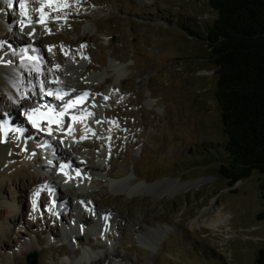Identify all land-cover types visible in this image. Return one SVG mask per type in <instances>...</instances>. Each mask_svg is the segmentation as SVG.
Returning <instances> with one entry per match:
<instances>
[{
	"label": "rangeland",
	"instance_id": "1",
	"mask_svg": "<svg viewBox=\"0 0 264 264\" xmlns=\"http://www.w3.org/2000/svg\"><path fill=\"white\" fill-rule=\"evenodd\" d=\"M49 1L24 0V12L33 22L30 25L18 20L19 9L11 10V5L0 2V21L5 29L0 33V54L6 59L0 65L5 62L12 68L26 67L22 57L30 54L47 61L52 85L65 89L73 85L76 93L91 97L89 78L99 77L97 83L107 96L95 108L113 112L111 121H118L121 128L118 134L110 131L109 146L101 140L89 142L100 146L87 150V154L108 153L101 162L92 164L95 158L81 154L86 161L91 158L89 165L98 170L91 183L80 188L70 180L67 185L74 193L71 190L69 200L64 188L67 185L58 183L54 200L59 195L60 201L67 199L69 203L61 216L51 208L54 191L47 185L40 184L31 193L22 191L15 178L4 183L2 205L15 209V215L0 216V230L6 227L3 236L0 231V264H26L33 253L38 254V264H87L83 258L87 253L92 260L102 259L97 264H256L264 248V175L254 172L230 188L219 176V164L211 163L219 150V159L226 158L222 151L226 136L216 101L217 79L206 42L189 34H204L216 20L207 0H68L65 7L58 0H54L57 6L47 4ZM64 9L71 14L70 19L62 17ZM44 14L47 20L42 19ZM17 35L26 50L13 47ZM32 36L46 38V43L25 48ZM70 60L80 66L87 64L88 71L65 80ZM109 79L112 84L102 87ZM18 83L22 98L35 91L25 81ZM22 105L20 100L13 113L15 125L32 131L33 126L20 123L26 122ZM57 105L62 106V101ZM8 107L5 102L6 111L12 112ZM0 115L1 120L6 119L4 112ZM68 141L58 140L67 158ZM13 143L8 157L14 159L5 166L8 174L25 164L38 165L36 153L23 155ZM31 145L39 150L42 160L48 162L51 157L52 165L62 169L48 145L46 152L38 141ZM123 181L129 190L142 184L159 185L157 193L164 195L141 192L132 197L129 191L117 193L112 184ZM83 191L93 192L100 212L111 210L102 238L99 228H93L97 220L89 211L83 223L90 224L82 229L81 237L75 238L78 235L72 228L80 217L75 208L82 203L78 194ZM20 195L23 207H12L10 199ZM36 196L37 204L33 202ZM214 203L229 215V237L205 228L191 229L193 220ZM31 247L36 251L30 253ZM115 251L121 261L108 256Z\"/></svg>",
	"mask_w": 264,
	"mask_h": 264
},
{
	"label": "bare ground",
	"instance_id": "2",
	"mask_svg": "<svg viewBox=\"0 0 264 264\" xmlns=\"http://www.w3.org/2000/svg\"><path fill=\"white\" fill-rule=\"evenodd\" d=\"M9 1H11V3H12V1L15 2V0H9ZM52 2H53V0H52ZM47 4L51 5L52 3L49 1V2H47ZM20 13L21 14H20L18 20L20 22H22V24H26V25L32 24L31 19L26 14H24L22 12H20ZM2 15H0V20L2 19L1 17H3ZM44 15H46V14H44ZM70 16H71V14L66 13L62 17L64 19H70ZM71 18H73V16ZM3 30H5V29H3L2 23L0 21V33H2ZM77 31H78V28H77ZM45 39L46 38H44L43 40H39L35 36H32L29 39H27L28 42H26L27 46L25 48L34 49L35 47L39 46L38 44H40L42 42L46 43V41L44 42ZM0 41L3 42V36H0ZM14 41L15 42H14L13 47L16 46L17 49H24L23 48L24 45H23V47H21V45H22L21 43H23V41L21 39H19L18 35L16 36V39ZM47 43H48V40H47ZM24 50H26V49H24ZM6 51H10V49H7ZM22 58H24L23 63L26 67L12 68L11 66H8L5 63L6 59L2 58V56L0 54V61L1 62L5 61L3 65H0V113L4 112L6 114L5 120H1V117H0V194L2 192L1 189L3 188L4 183L6 181H11L12 178H15L14 181L20 182L22 191L23 190L24 191H31V193L36 192L37 188L40 184L47 185L49 190L54 191V193H52L51 200H52V203L55 205V211L54 212L57 213V217H58V215L61 216L60 215L61 212H62L61 213L62 215L66 212L67 205L69 204V203H67L68 202L67 199L69 200L70 196L73 195L72 191H71L73 189L71 187H69V185L66 184L69 181V174L67 173L68 171L65 169L59 170L57 166L55 168L52 165L53 158L48 159L49 161L46 162V161L42 160L41 157H39V154L37 153L36 156H38L37 157L38 165L36 163H33V164L30 163V165L25 164L15 173L12 174L10 172L11 174H8L7 168L5 166L7 165L8 160L14 159L13 156L11 158L8 157V154H9L8 151H9L10 147H13V144H14L13 142L14 141L16 142L15 144L17 145L18 151L22 152L23 155H29L31 152L32 153L37 152V149L34 147V145H31L32 141H38L40 143V145H42V146L49 145V147L53 151V155L56 156L57 159H59L61 165L62 164H69L72 168H76L78 170H83V171H86L87 173H92L94 176L97 175L98 170L95 169L96 166L93 167V166L89 165V162L92 161L91 158H95V160L92 162V164H93L95 161L98 160L99 156H100V158L104 159V158H106V156L108 154L106 152H102V154H100L98 156H92L91 153L87 154V152H88L87 150L96 149L100 146V144H96V145L90 144L91 142L89 143V141H87L88 138L86 139L85 134L87 132L83 131V129H78L75 131L72 129L70 131L71 125L73 122L72 116H70V114L67 112H65V115L60 114V110H58L57 108L55 111H50V112L37 110L35 113L34 119L37 120L38 126H34L33 123L28 119V116L26 118V122L21 121L20 123L22 125H25L26 127L28 126L27 121L31 122L30 124L33 125L34 130H32L28 133L27 132L25 133L24 131L17 130V129L12 130V127L16 126L15 124H17V120H15L13 113L15 112L16 107L19 106L20 100H22V102H23L22 106H24V108H26V110L29 112L28 115L32 114L33 109H34V104L31 100H28L26 98H22L23 97V89H19V83L17 84V81H19V82L25 81V82L31 84V86H33L35 89V91H34L35 97H37L38 94H41V97L42 96L45 97L47 95H52L51 94L52 92L55 95V93L57 91H62V92H66L68 94H71L72 99L79 100V107L77 110H78V112L80 111L79 115H80L82 123H85V120L89 116H91V117L94 116L95 120L97 122L100 120L105 125L106 121H104V119H107L108 117H112V116H114V114H113V112H110V111L102 112L104 110H102L100 112L101 109L97 110L96 108H98V107L95 108L96 104H103L105 102V96H107L106 94L103 93V91H102L103 89L97 83V80L99 77L89 78V82L91 83V86L89 89L90 92L92 93V97H91L89 93H86L87 95H85V92L76 93L77 89H75L73 87V85H70L66 89L64 87H61V86L56 85V84L52 85L51 77H50V79L48 78V72L49 71L46 69L47 68L46 67L47 61L43 62L36 57L30 56V54H29V56H28V54L24 55V57H22ZM62 59L63 58L58 57V60L60 62H62ZM44 63H46V64H44ZM65 69H66V72H64V73H67L65 80H70V79H72L71 75H73L75 73L82 74V73L87 72L88 66L85 63L81 64V66H80L77 64V62H73L72 60H70V61H68V64L66 65ZM26 73H28V76L25 75ZM64 73L61 71L60 77H62V75H64ZM35 76H37V81H36ZM111 84H112V80L109 79V80H106L102 84V87H104L105 85H111ZM113 90H115V88H113ZM5 102L9 103L10 107H8V108H12L13 109V111L11 110L12 112L6 111ZM130 103H132V102H130ZM46 104L50 105L49 100H46ZM42 114H46L44 118H42L40 116ZM105 117H107V118H105ZM89 126H92V124H89ZM17 127H18V125H17ZM5 128L8 129V131H6V135H5V133H3L5 131ZM98 132H99V134L97 136L98 138H100L101 136L104 137V134L102 135V133L100 131H98ZM49 133H51V134H49ZM118 133L119 132H117L116 134H118ZM58 140H67V141L69 140L68 142L73 140V141H75V143L85 140L86 143L83 144V148L86 150V152H85L86 155L91 157V158H87V161H86L84 156H82L81 154L77 155V153L79 151L78 147L73 146L69 143L67 144L70 146L69 148H67V149H69V152H68L69 155L67 158L65 156V154H63V151L61 150V148L59 147L60 145L58 143ZM108 143L109 142H107V144ZM109 145H110V143L108 144V146ZM112 145H115V144H112ZM114 147H115V151H116V146H114ZM85 153H82V154L85 155ZM74 156H77V159L80 161H85L83 167L79 166V163L74 159ZM114 156H115V154H114ZM116 160H117V158H116ZM110 164L111 165L113 164L112 160L110 161ZM58 183H61V184L63 183L62 185H67V186H64L65 193L68 196L66 199V202L60 201L61 197H59V195L57 196L58 200L57 201L54 200L56 197L55 193H57V190L59 187ZM112 185H114L117 193H124V192L129 191L128 193L132 197L137 195V194L139 195V193H141V192H148L150 194L156 193V195H158V196H160L164 193V192L157 193L159 190V185L152 187V186L142 184V185H138L135 188H131L130 190L124 181L123 182H116ZM73 193H74V190H73ZM78 195H79L78 200L82 201L83 203L87 201V203L90 202L94 205V207L92 208V212L94 211V213H96L98 218H99V222L103 223V225L106 226L109 223V219L108 220H100V219L105 218L104 215H106V217L111 216L110 215L111 210H108L107 213L106 212H104V213L100 212L98 210L99 209L98 201L94 199L95 197H94L93 192L92 193H86L85 191H83L82 193H80ZM86 195H88V196H86ZM22 196L21 195L17 196V197L14 196L12 199H10V201L12 203V207H13V205H15V206L16 205H22V207H23L24 201H22V199H20V198H23ZM38 197H39V195H38ZM40 198H42V200H43V197L40 196ZM46 199L47 198H44V200H46ZM3 200H4V198L1 197V195H0V216L15 215V209H13V208L11 209L10 207H6L5 205H2ZM47 200L49 201L50 199H47ZM33 202L35 204H37V196L34 197ZM29 203L30 204H29L28 208L30 209L32 202L29 201ZM95 203H97L98 208H97V205H95ZM4 204H5V202H4ZM91 207L92 206H88V208H91ZM75 212L79 213L80 218H81V223H80V221H78V223L76 222V225L74 224L75 227L72 229L74 231H76L74 234H77L78 237H81L80 234L84 233L82 231V229L85 226L87 227L90 224V222L88 221L87 224L83 223V222H85L84 220L87 216L85 215V212H83V210L81 208H75ZM0 219H1V217H0ZM20 219H21V216L18 217V220H20ZM197 220H202V221H197ZM193 221L194 222H192V225H191L192 228L191 229L201 230V229L205 228V229H207L213 233H225L224 235H226V237H229V234L226 232H229L232 229L229 225V215L227 213H225L224 211H222L220 209V207L217 206V203H214L209 208H205L203 210L202 216H200L198 219H194ZM57 222H60V221H57ZM79 223L81 225L80 228L78 227ZM5 228L6 227H4V226L1 227L0 231H1L2 236L4 235ZM100 228H101V225H99V234L101 233ZM79 229H81V230H79ZM83 236H84V234H83ZM78 237L76 236L75 238H78ZM29 251H30V253L35 252L36 248L31 247V248H29ZM115 252H116L115 254L112 252H109L108 256L114 257V259H116V261H121L120 260L121 259L120 254L117 251H115ZM79 253L80 252H78L77 254L79 256H81V254H79ZM14 258H16L15 255H14ZM83 258H84V260H86L85 263H87V264H97L102 260V259L97 260V261L92 260L89 253L84 254ZM64 264H70V263L65 262Z\"/></svg>",
	"mask_w": 264,
	"mask_h": 264
},
{
	"label": "trees",
	"instance_id": "3",
	"mask_svg": "<svg viewBox=\"0 0 264 264\" xmlns=\"http://www.w3.org/2000/svg\"><path fill=\"white\" fill-rule=\"evenodd\" d=\"M207 2L216 20L204 34H189L206 42L217 79L226 158L220 160L216 149L211 163L219 164V176L234 188L254 172L264 175V0ZM256 264H264V248Z\"/></svg>",
	"mask_w": 264,
	"mask_h": 264
},
{
	"label": "snow or ice",
	"instance_id": "4",
	"mask_svg": "<svg viewBox=\"0 0 264 264\" xmlns=\"http://www.w3.org/2000/svg\"><path fill=\"white\" fill-rule=\"evenodd\" d=\"M21 7H24V5L21 4ZM85 95H87V94L85 93ZM76 104H77V101H76V100H73V101H71V102L67 105V107H68V108H71V107L75 106ZM36 111H37V110H34L32 114H29V115H28V119L33 123L34 126H38V124H37V120L34 119V116H35ZM73 119H75V117H74ZM49 134H51V133H49Z\"/></svg>",
	"mask_w": 264,
	"mask_h": 264
},
{
	"label": "water",
	"instance_id": "5",
	"mask_svg": "<svg viewBox=\"0 0 264 264\" xmlns=\"http://www.w3.org/2000/svg\"><path fill=\"white\" fill-rule=\"evenodd\" d=\"M39 263V257L37 253H33L27 258L26 264H38Z\"/></svg>",
	"mask_w": 264,
	"mask_h": 264
}]
</instances>
